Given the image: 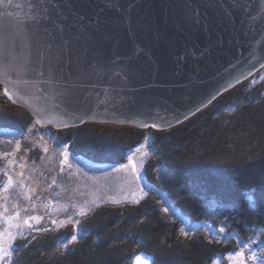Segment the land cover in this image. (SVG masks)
Wrapping results in <instances>:
<instances>
[{
    "label": "water",
    "instance_id": "water-1",
    "mask_svg": "<svg viewBox=\"0 0 264 264\" xmlns=\"http://www.w3.org/2000/svg\"><path fill=\"white\" fill-rule=\"evenodd\" d=\"M263 69L264 0H0V85L41 128L171 130Z\"/></svg>",
    "mask_w": 264,
    "mask_h": 264
},
{
    "label": "trees",
    "instance_id": "trees-1",
    "mask_svg": "<svg viewBox=\"0 0 264 264\" xmlns=\"http://www.w3.org/2000/svg\"><path fill=\"white\" fill-rule=\"evenodd\" d=\"M34 126L32 116L12 106L0 87V131L22 133ZM150 130L89 124L60 131L57 138L89 162L123 165L151 137L148 183L182 218L220 224L242 243L264 229V71L188 123L167 132ZM0 156L16 164L9 160V147ZM248 195L257 202L255 210ZM20 210L22 215L33 211ZM163 210L158 200L148 199L138 207L97 211L80 232L28 234L14 246L12 264H132L139 253L154 264H214L240 250L230 240L186 236Z\"/></svg>",
    "mask_w": 264,
    "mask_h": 264
},
{
    "label": "rangeland",
    "instance_id": "rangeland-1",
    "mask_svg": "<svg viewBox=\"0 0 264 264\" xmlns=\"http://www.w3.org/2000/svg\"><path fill=\"white\" fill-rule=\"evenodd\" d=\"M0 87L12 106L27 112L13 104L7 98L4 87ZM34 122L35 126L27 132L0 131V154L9 147L12 155L9 160L16 162H6L7 157L0 156V195L7 193L6 198L0 201V264L13 263L16 253L14 246L17 247V243L28 234L34 235L40 230L49 233L66 230L80 232L87 217L97 211L138 207L148 199L158 200L163 211L181 224L186 236L203 234L218 242L230 240L237 244L238 252L219 257L214 264H238L240 257L237 254L241 251L245 264H260V259H264V229L253 232L244 243L238 239L233 241L225 230L220 231V224L211 227L182 218L156 187L148 183L146 169L153 158V148L149 144L151 137L138 147L139 152L134 150L123 165L95 164L76 156L58 141V132L69 129L41 128ZM89 124L116 129L131 128L100 123L86 125ZM167 131L170 130L158 132ZM143 154H146L145 157ZM136 155L139 156L134 159ZM22 208L33 211L25 213L22 219L12 220ZM6 216L10 217L9 221H4ZM73 218L76 222L61 224ZM252 251L256 252V261L251 259ZM137 257L144 264H154L152 258L144 253H139L132 264H137Z\"/></svg>",
    "mask_w": 264,
    "mask_h": 264
},
{
    "label": "snow or ice",
    "instance_id": "snow-or-ice-1",
    "mask_svg": "<svg viewBox=\"0 0 264 264\" xmlns=\"http://www.w3.org/2000/svg\"><path fill=\"white\" fill-rule=\"evenodd\" d=\"M37 123H39V121H37ZM154 126H155V125H153V127H154ZM136 151L139 152L140 149L137 148ZM247 199H248L249 204L252 206V209L255 210V207L257 206V202H254V201H253V197H252L251 195H248V196H247ZM166 210H167V209H166ZM190 230H191V229H190ZM220 231H221V232L224 231V226H221V227H220ZM181 232H184V230L181 229ZM184 234L187 235V233H184ZM70 239H71L72 241H75V240L77 239V237H76V236H72ZM237 255L240 257V259H239V261H238V264H245L244 253H243V251H241V252L238 253ZM229 258H231V257H229ZM251 259H252L253 261H256V260L258 259V257H257V255H256V252H255V251H252V252H251ZM137 264H144V262L141 260L140 257H137ZM260 264H264V259H260Z\"/></svg>",
    "mask_w": 264,
    "mask_h": 264
},
{
    "label": "flooded vegetation",
    "instance_id": "flooded-vegetation-1",
    "mask_svg": "<svg viewBox=\"0 0 264 264\" xmlns=\"http://www.w3.org/2000/svg\"><path fill=\"white\" fill-rule=\"evenodd\" d=\"M17 214H18V215H17V217H18L17 220L24 218V216L22 215L23 213L21 212V210H18V211H17ZM13 216H14V215H13ZM13 216H11V217H13ZM4 218H6V219H4V221H9L8 218H10V217H9V216H6V217H4ZM75 222H76V221H75ZM5 223H6V222H5ZM6 224H7V223H6ZM0 241H1V240H0Z\"/></svg>",
    "mask_w": 264,
    "mask_h": 264
},
{
    "label": "clouds",
    "instance_id": "clouds-1",
    "mask_svg": "<svg viewBox=\"0 0 264 264\" xmlns=\"http://www.w3.org/2000/svg\"><path fill=\"white\" fill-rule=\"evenodd\" d=\"M18 217H13L12 220L17 219Z\"/></svg>",
    "mask_w": 264,
    "mask_h": 264
},
{
    "label": "bare ground",
    "instance_id": "bare-ground-1",
    "mask_svg": "<svg viewBox=\"0 0 264 264\" xmlns=\"http://www.w3.org/2000/svg\"><path fill=\"white\" fill-rule=\"evenodd\" d=\"M214 105V104H213Z\"/></svg>",
    "mask_w": 264,
    "mask_h": 264
}]
</instances>
